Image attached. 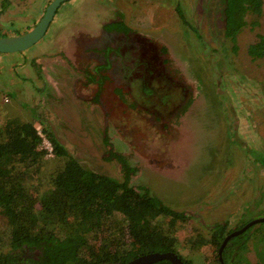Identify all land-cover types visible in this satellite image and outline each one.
I'll return each instance as SVG.
<instances>
[{
	"label": "rangeland",
	"instance_id": "1",
	"mask_svg": "<svg viewBox=\"0 0 264 264\" xmlns=\"http://www.w3.org/2000/svg\"><path fill=\"white\" fill-rule=\"evenodd\" d=\"M10 1L0 15L7 36L35 26L52 0ZM224 8V0H68L37 44L0 53V125L33 122L85 168L119 180L127 172L121 157L127 159L133 186L192 216L178 235L195 264H218L219 253L211 244L193 246L194 234L207 235L217 223H227L229 234L264 217V58L248 55L264 34V12L234 42L225 34ZM114 19L151 46L141 59L152 76L137 91L120 72L124 90L120 81L103 88L112 82L109 70L82 57L83 45L99 47L94 39ZM119 55L118 70L130 79L133 57ZM97 84L103 96L93 99ZM66 160L47 155L38 188ZM256 240L244 254L253 264Z\"/></svg>",
	"mask_w": 264,
	"mask_h": 264
},
{
	"label": "trees",
	"instance_id": "2",
	"mask_svg": "<svg viewBox=\"0 0 264 264\" xmlns=\"http://www.w3.org/2000/svg\"><path fill=\"white\" fill-rule=\"evenodd\" d=\"M10 4L1 2L0 15ZM224 5L225 34L234 42L264 12V0H224ZM0 36H7L1 28ZM248 55L264 58V34L249 45ZM43 132L53 154L67 160L40 189L37 175L49 153ZM43 132L19 118L0 125V264H125L154 252H175L185 264H195L181 252L178 235L192 216L172 209L149 188L133 186L134 168L127 159L121 157L127 169L123 180L103 175L85 168L47 129ZM259 160L264 164V156ZM227 226L217 223L209 234L196 233L188 241L195 247L211 244L219 252ZM254 226L230 239L222 253L225 264H253L244 254L256 238L258 263L264 264V227Z\"/></svg>",
	"mask_w": 264,
	"mask_h": 264
},
{
	"label": "flooded vegetation",
	"instance_id": "3",
	"mask_svg": "<svg viewBox=\"0 0 264 264\" xmlns=\"http://www.w3.org/2000/svg\"><path fill=\"white\" fill-rule=\"evenodd\" d=\"M121 22L122 20H118V19L106 21L105 25L100 30V35L96 39H94L96 41V45H98L99 47H96L94 44H89L88 42V45H83L82 47V57L87 59V62L97 60L99 61L100 63L99 65L103 70L104 69L109 70L108 76L111 77L112 82L110 83L108 81L105 82L103 88L108 89V86L114 88V86L118 85L120 81V84L116 87L123 89L121 85L123 82L122 78L117 75L120 72L124 75V79L127 82V84L129 83L130 85L128 86V89L132 88L135 91H137L140 89V85L138 84V82L139 81L142 82L143 80H145V82L148 83L150 82V77L152 76L151 72L153 70L149 69L150 65H147V63L143 62L141 59L143 50H147V47H151V46L147 45L145 38L140 37L139 35L136 36V33H134L133 31H126L128 30V28L126 27V25H124V23L122 26L119 25ZM119 54H124V55L129 54L130 57H133L132 60L134 62L133 61L127 62L131 64V69H132L131 71L128 72V74L131 72L133 73V76L130 77V79H128V76L126 75L125 71L118 70L119 58H120ZM160 61H162L161 58ZM111 63H113V66ZM98 86L100 87V84H97V86L95 85L90 94V97L93 99L103 96V93L100 94L97 91ZM83 87L86 90L85 88L86 86ZM106 89L105 91H107ZM128 96L130 98L131 97L135 98L134 93H129ZM21 263L29 264L27 263V261H22Z\"/></svg>",
	"mask_w": 264,
	"mask_h": 264
},
{
	"label": "water",
	"instance_id": "4",
	"mask_svg": "<svg viewBox=\"0 0 264 264\" xmlns=\"http://www.w3.org/2000/svg\"><path fill=\"white\" fill-rule=\"evenodd\" d=\"M66 1L68 0H52L47 5L41 19L36 23L35 26H33L28 31L12 36H0V53H13V52L24 51L37 44L46 35L59 8ZM263 221H264V217L254 219L248 222L242 228L229 233L225 237L218 252L222 264H225L222 253L226 245L229 243L230 239L234 236L243 233L249 227ZM162 259H169L171 260L172 264H185V262L175 252L149 253V254L141 255L125 264H151ZM12 264H26V263H12Z\"/></svg>",
	"mask_w": 264,
	"mask_h": 264
},
{
	"label": "built area",
	"instance_id": "5",
	"mask_svg": "<svg viewBox=\"0 0 264 264\" xmlns=\"http://www.w3.org/2000/svg\"><path fill=\"white\" fill-rule=\"evenodd\" d=\"M43 145H44L45 149L48 150V152H49L48 155L53 154V146H52V143L46 137L44 138Z\"/></svg>",
	"mask_w": 264,
	"mask_h": 264
},
{
	"label": "clouds",
	"instance_id": "6",
	"mask_svg": "<svg viewBox=\"0 0 264 264\" xmlns=\"http://www.w3.org/2000/svg\"><path fill=\"white\" fill-rule=\"evenodd\" d=\"M50 140V139H49Z\"/></svg>",
	"mask_w": 264,
	"mask_h": 264
}]
</instances>
